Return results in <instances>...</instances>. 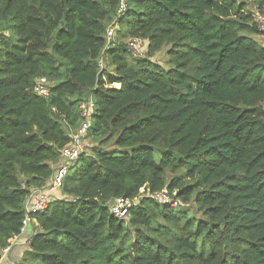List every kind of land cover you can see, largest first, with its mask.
Listing matches in <instances>:
<instances>
[{
	"label": "trees",
	"instance_id": "obj_1",
	"mask_svg": "<svg viewBox=\"0 0 264 264\" xmlns=\"http://www.w3.org/2000/svg\"><path fill=\"white\" fill-rule=\"evenodd\" d=\"M120 1L0 0V261L91 99L97 146L34 215L16 264H264V0H126L118 18ZM116 18L146 58L107 46ZM165 47L169 68L153 60ZM42 77L48 96L33 91ZM143 187L180 205L110 212Z\"/></svg>",
	"mask_w": 264,
	"mask_h": 264
},
{
	"label": "built area",
	"instance_id": "obj_2",
	"mask_svg": "<svg viewBox=\"0 0 264 264\" xmlns=\"http://www.w3.org/2000/svg\"><path fill=\"white\" fill-rule=\"evenodd\" d=\"M128 10V3L126 0H121L117 11V17H123ZM256 21L260 31L264 34V14L257 13ZM118 22L117 18L110 24L106 30L107 46L115 40L117 34ZM1 34V32H0ZM1 41V39H0ZM129 51L132 52L137 58H146L149 44L142 38L129 39L127 42ZM104 59L100 61V67L103 68ZM103 70V69H102ZM50 81L47 78H38L35 82L33 91L41 96L49 95ZM80 111L82 115V122L79 127L71 130L69 133L70 142L61 150V161L53 175V177L47 182L45 188L33 190L26 203L25 210L26 215L23 220L22 233L26 228L34 222V215L42 213L48 209L53 195L52 191H60L63 187L64 180L67 177L69 171L79 159V157L86 151V141L89 129L92 126L93 115L95 112V104L89 99L88 102H82L80 104ZM176 192L172 195L165 189L157 192H152L146 187L141 188L140 194L133 199L120 197L115 199L109 204L110 212L119 219H127L130 210L136 207L142 199H150L160 205H166L169 207L177 208L180 205V201L175 200ZM21 233V234H22ZM19 236V235H18ZM18 236H15L10 240V245L3 249V256L7 255Z\"/></svg>",
	"mask_w": 264,
	"mask_h": 264
},
{
	"label": "rangeland",
	"instance_id": "obj_3",
	"mask_svg": "<svg viewBox=\"0 0 264 264\" xmlns=\"http://www.w3.org/2000/svg\"><path fill=\"white\" fill-rule=\"evenodd\" d=\"M248 1H249L251 10H254V8L251 6L252 0H248ZM118 29H119V27L117 28V30ZM120 39H121V41H123L125 43H127L129 41L128 38L121 37L120 35H118V32H117L115 40L112 41L109 46H111L114 43H117L118 41H120ZM259 40H261L262 43L264 44V37H260ZM167 49H168V47H165L161 52L157 53L153 57V60L155 62L159 63L160 65H162L165 68H169L170 67V65L168 63V58L166 56ZM146 51H147V54H146V56H147L148 55V50L145 49V52ZM102 69L104 70V73H106V74H111L112 75L113 72H114V67L112 65H110V61H109L108 57H106V56L104 58L103 68ZM112 87L119 89V88H121V85L114 84ZM96 146H97V142H93L92 140L87 139V141H86V149H87V151L91 152L92 149L95 148ZM177 175H179V174H177ZM169 176H170L169 180H171L172 176L170 174H169ZM55 192L57 194L55 196H53L52 201H54L55 199H59V200L65 199V196L63 195L61 190L60 191H55ZM184 209L188 210V212L193 217H195L196 219H203L202 213L200 211H198L197 206L194 204L193 201L191 203L187 204Z\"/></svg>",
	"mask_w": 264,
	"mask_h": 264
},
{
	"label": "crops",
	"instance_id": "obj_4",
	"mask_svg": "<svg viewBox=\"0 0 264 264\" xmlns=\"http://www.w3.org/2000/svg\"><path fill=\"white\" fill-rule=\"evenodd\" d=\"M50 194L55 196L57 193L52 191ZM36 226L37 222L34 220V222L18 236L11 251L2 257L0 264H16L22 260L24 253L29 250V242L33 234L36 232Z\"/></svg>",
	"mask_w": 264,
	"mask_h": 264
}]
</instances>
